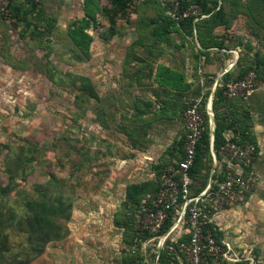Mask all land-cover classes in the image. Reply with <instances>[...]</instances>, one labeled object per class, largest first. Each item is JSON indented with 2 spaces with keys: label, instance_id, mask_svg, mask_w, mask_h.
<instances>
[{
  "label": "rangeland",
  "instance_id": "obj_1",
  "mask_svg": "<svg viewBox=\"0 0 264 264\" xmlns=\"http://www.w3.org/2000/svg\"><path fill=\"white\" fill-rule=\"evenodd\" d=\"M217 1L220 6L222 0ZM100 2L107 5V0ZM245 3H252V8L264 17L263 2L245 0ZM85 14L84 6H78L77 0H41L32 13L19 19L17 28L14 26L19 21L13 20V15L0 18V206L16 200V210L21 214H25L23 205L28 200L35 199L47 206L46 199H50V193L59 192L61 184L66 193L85 194L88 201L98 196L94 186L103 177L116 182L117 193L128 184V174L138 183L148 182L149 190L161 164L176 156L177 151L174 155L165 152L155 155L162 142L149 139V145L153 143L150 156L129 157L124 130L132 137L131 127L139 126L130 118L136 116L135 112L128 117V49L145 47L141 38L148 39L149 49L156 47L157 38L167 48L171 45L170 38L181 34L164 19L155 0H131L126 15L118 18L115 25H110L100 12L90 13L93 17L87 19L90 26L86 32L92 41L82 51L68 31ZM247 21L239 15L233 25L245 29ZM128 37L136 40L128 45ZM162 82L167 87L177 86L174 78ZM250 98L262 112L264 136L261 81ZM208 103L209 99L205 101L206 109ZM185 104L174 101L177 107L165 119L162 109H150L148 118L153 122L149 126L161 119L166 125L180 121ZM181 129L176 128L180 138L168 143L170 149L181 140ZM160 133L165 139L174 136ZM262 144L263 150L258 148L262 154H258L252 168L255 184L245 202L215 216L222 239L233 247L230 253L245 264H264V141ZM211 157V161L208 157L205 160V175L207 167H213L212 152ZM223 166L218 157V167ZM83 201L88 203L86 199ZM62 222L61 218L57 220L58 224ZM78 223V220L70 223L76 231L69 241L67 236L63 241L48 243L44 253L31 264H83L82 242L87 238L78 234ZM183 230L184 226L179 224L171 236H182ZM13 239L16 245L26 246L23 235H14ZM158 241L159 238L153 242L156 247L153 244L152 249L157 248ZM152 249L148 252H154ZM120 257L122 264L124 253ZM147 259L153 264L152 256ZM181 262L187 264L184 258Z\"/></svg>",
  "mask_w": 264,
  "mask_h": 264
},
{
  "label": "trees",
  "instance_id": "obj_2",
  "mask_svg": "<svg viewBox=\"0 0 264 264\" xmlns=\"http://www.w3.org/2000/svg\"><path fill=\"white\" fill-rule=\"evenodd\" d=\"M96 1L85 0V18L78 22H73V27L68 31L71 40L74 41L82 51H85L87 49L86 46L92 41V37L86 32V29L90 26L87 19L90 18V16L93 17L90 13L100 12L107 18L110 25H115L118 18L126 15L129 3L131 2V0H107V5L102 6L101 3L99 4L100 0L97 1V3ZM257 1L264 3V0ZM39 2H41V0L38 2H34L33 0H9V12L8 14L0 13V18L13 15V20L19 21L18 24L14 26L17 28L20 23L19 19H25L28 14L32 13ZM155 2L164 19H167L181 36L194 37V30H196L200 39L202 37L204 41H207L206 43L202 41V44L205 46L226 48L224 41L228 39L226 37L227 34L217 35L213 33L214 29L219 26L230 29L233 25V20L239 15L246 17L248 21L246 22L245 35L233 34L231 39H229L237 41V43L242 46L243 54L239 58L236 72L229 75L228 78L226 77L225 83L242 79L249 71H255L259 80H264V55L260 48H264V17L260 16L257 9L252 8V3L246 4L245 0H222V4L216 9L218 6L217 0H181L182 9L187 8L191 4H197L201 8L200 15L208 16L203 19H196L197 16H190L177 22L166 14V5H163L160 0H155ZM26 23V25L29 24L28 22ZM28 26L30 27V25ZM252 41H256L259 48L255 47ZM254 49L256 50L253 52V55L250 56V51L252 52ZM206 80L207 83H210L212 79ZM249 96L246 98L238 97L228 99L224 95L223 86L216 89L214 93V103L212 105L216 122V150L219 149L224 141V132L231 130L233 134L237 136L238 142L245 143L250 141L256 146L258 151L257 143L251 130V108H249L247 103L249 102ZM208 97L209 91L207 90L202 95V100L204 99V101H202V103L200 102L199 107L204 130L196 147L194 162L188 169L191 178L189 197L198 195L207 187L212 167L211 165L207 167V173L205 175L203 172L206 168L205 160L208 157L210 159L209 161H211L212 158L210 152L209 114L205 106V101ZM194 101L196 100L186 103L183 107V118L185 109ZM236 108L240 109V111L237 112V110H235ZM124 133L128 138V131L124 130ZM185 135L186 129L184 130L183 138L177 142V145H173V150H169V154L171 155H174V151H177L176 156H173L175 158L161 164L155 183H152L149 190L146 189L149 184L148 182L127 187V197L123 202L122 216H120L125 227L124 241L127 245V251L124 254L122 264H149V259H147L149 255L150 257L152 256L153 263L156 249L153 248L154 252L152 253L148 252L152 249L151 246H153V242L155 240L157 241L179 217L182 203H179L169 210L161 230L155 239L147 244L144 251L143 243L151 236L147 232L138 233L134 223V214L139 209L143 199L148 195H155L158 192L159 175L162 169L168 164L180 161L183 158V142ZM216 169L217 170L213 174L214 187L216 183L223 178V168L221 169V167H218ZM146 191L148 192L146 193ZM72 197V192L66 193L63 184H61L60 191L50 193V199H46L47 201H45V203L47 206L44 202H39L35 199L26 201L23 205L25 214L17 212L16 208L18 203L16 200L10 203V205L4 202V205L0 206V264H31L44 253L48 243L64 240L68 235L66 225L71 218ZM57 204L59 206L58 208L55 207ZM44 207H48V209ZM59 218L63 220L62 224L57 223ZM31 221H33V224ZM184 228H186V224H184ZM208 228L214 234L217 242L221 243L222 233L216 227L215 223H208ZM19 234L25 237V247L14 243L13 236ZM136 238L137 240H135ZM188 238L189 234L186 232L178 238L168 236L163 243L157 264H183L181 262L182 258L189 264L180 247V244L182 242H187ZM34 242L35 244L32 245ZM154 246L156 247L155 244ZM176 252H178V254H176ZM222 264L229 263L225 261ZM231 264L245 263L239 260Z\"/></svg>",
  "mask_w": 264,
  "mask_h": 264
},
{
  "label": "crops",
  "instance_id": "obj_3",
  "mask_svg": "<svg viewBox=\"0 0 264 264\" xmlns=\"http://www.w3.org/2000/svg\"><path fill=\"white\" fill-rule=\"evenodd\" d=\"M100 1L99 4L102 3ZM77 2L78 6H84L85 0H77ZM218 7L219 5L216 9ZM200 16H197L196 19H203L208 15ZM213 33L217 35L227 34L226 37L228 39L224 41L226 48L203 45L202 41L204 43L207 41H204L202 37L201 40L196 30H194V37L172 36L170 38L171 45L167 48L163 45L162 41L157 38L156 43L158 46L156 45L153 49H149L146 47L148 39L141 38V45L144 43L145 47L140 46L139 50L135 48L134 51L128 49V117L135 112L136 116H131L130 118L139 125L131 127L134 131L132 137L128 134V148H130V153H128L129 157L133 158L135 154L142 155V157L150 156L151 152H149V150H151L150 146L153 143L149 145V139L162 142L161 148L156 149L155 155L158 154L157 156H159L164 152L165 155H168V150H173V147H171V149L168 147V143L171 142L172 144L175 138L179 137L176 128H182L181 130L184 134L185 123L183 111V120L181 118L180 121H175L173 124L166 125L161 119L149 126V122H153V120L149 121L148 118L150 109H152V111L156 108L162 109L163 114H161L165 119L168 118L167 114L170 115L172 109L177 107V105H174V101H177L178 104L180 103L181 105L183 102L185 104L193 100H199L207 90L209 91L208 99L210 100L212 93L214 95L217 88L223 86L225 89L228 83H225V78H228L229 75L236 72L239 58L243 54L242 46L237 43V41L229 39H231L233 34L245 35V29H238L235 25L230 29L219 26L214 29ZM135 40L136 38L134 37H128V45H131ZM252 43L255 47L259 48L256 41H252ZM260 48L264 55V48ZM255 50L256 49L252 52L250 51V56L253 55ZM168 77L169 79H175L177 83L176 87L172 86L171 88L161 85L163 84L162 81H165ZM206 79L212 80L210 83H207ZM261 82L264 84V80ZM247 103L249 108H251L252 133L257 140V147L263 150V144L261 145L264 141V136L261 132L263 124L260 120L262 112L259 107L253 104L251 98ZM235 110H237V112L240 111L238 108ZM172 113L174 114V112ZM173 125H175L176 128H173ZM153 131H156L155 134L157 136L153 134ZM160 132H164L163 134H167V132L172 133L174 136L171 139H165L166 137L162 136ZM232 134L233 132L231 130L224 132L226 136ZM161 136L164 137V139H161ZM158 137L159 139H157ZM260 153L262 154V151L258 149V154ZM128 175V184L121 193H117L114 190L115 187L117 188L115 181L111 182L104 177L101 179V182L97 183V186H94L98 196L91 197L93 198L90 199L91 201H88L85 194L78 193L77 195V192H72V194H74L72 197V213L66 225L68 229L67 241L72 238L74 231H76V229L74 230L71 228L70 223L78 220L77 229L79 231L77 232L83 239L85 237L87 238L86 242H82V246L85 247L82 250L84 253L82 254L81 263L119 264L120 255L122 253L125 254L127 251V245L124 241L125 227L120 216H122L123 202L127 197V187L139 184L137 180H133L134 177L132 175ZM75 198L76 202L74 201ZM84 199H86L88 203L83 201ZM217 214L211 217L214 223ZM176 229L177 227H175L174 231H176ZM171 234L169 236H171ZM222 241L227 243L231 250H233L228 240L222 239ZM115 242L117 244H115ZM145 248L146 247L143 248L144 251Z\"/></svg>",
  "mask_w": 264,
  "mask_h": 264
},
{
  "label": "built area",
  "instance_id": "obj_4",
  "mask_svg": "<svg viewBox=\"0 0 264 264\" xmlns=\"http://www.w3.org/2000/svg\"><path fill=\"white\" fill-rule=\"evenodd\" d=\"M160 1L167 7L166 14L177 22L185 17L200 16V7L197 4L182 9L181 0ZM8 12L9 0H0V13L8 14ZM259 84L256 72L249 71L242 79L227 83L224 95L228 99L246 98L258 89ZM199 107L200 99L192 102L185 109L186 135L183 142V158L162 169L158 192L143 199L134 214V223L139 234L147 232L151 236L143 243L144 248L161 230L169 210L182 203L179 217L173 225L177 224L178 227L179 224L183 226L186 224L183 231L189 234V238L187 242H182L180 247L189 264H222L225 261L231 264L238 262L239 258L230 253L231 248L227 243L222 240L221 243L217 242L208 228V223L214 222L211 218L214 214L245 202L255 184L256 177L252 168L258 157V151L250 141L240 143L234 134L225 135L223 143L217 150L215 167L216 170L219 157L224 164L222 180L218 181L215 187L213 181L211 186L207 185L201 193L189 197L191 178L188 169L194 162L196 147L204 130ZM165 233L159 237V241Z\"/></svg>",
  "mask_w": 264,
  "mask_h": 264
},
{
  "label": "water",
  "instance_id": "obj_5",
  "mask_svg": "<svg viewBox=\"0 0 264 264\" xmlns=\"http://www.w3.org/2000/svg\"><path fill=\"white\" fill-rule=\"evenodd\" d=\"M201 17V16H200ZM212 99H213V93L210 97V109L207 108V112L209 114V134H210V147H211V152L213 155V167L211 169V173H210V178H209V182H208V186H211L212 182H213V174L215 171V167L217 164V152L215 149V136H216V122H215V117H214V113H213V108H212ZM209 110L211 111V114L209 112ZM212 122V123H211ZM213 124V125H211ZM184 212V211H182ZM183 215V213L181 214V216ZM177 224L173 225L166 233L165 235L161 238V240L159 241V243L157 244V248H156V253H155V259H154V264H157V260L164 242V239L173 231L174 227H176Z\"/></svg>",
  "mask_w": 264,
  "mask_h": 264
},
{
  "label": "bare ground",
  "instance_id": "obj_6",
  "mask_svg": "<svg viewBox=\"0 0 264 264\" xmlns=\"http://www.w3.org/2000/svg\"><path fill=\"white\" fill-rule=\"evenodd\" d=\"M208 108L210 109V101H209V103H208ZM209 112H210V114H211V111L209 110ZM212 115V114H211ZM212 123V122H211ZM211 125H213V124H211Z\"/></svg>",
  "mask_w": 264,
  "mask_h": 264
}]
</instances>
